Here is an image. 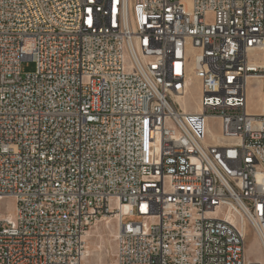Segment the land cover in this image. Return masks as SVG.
Listing matches in <instances>:
<instances>
[{"label": "built area", "instance_id": "obj_1", "mask_svg": "<svg viewBox=\"0 0 264 264\" xmlns=\"http://www.w3.org/2000/svg\"><path fill=\"white\" fill-rule=\"evenodd\" d=\"M257 58L264 0H0V264H264Z\"/></svg>", "mask_w": 264, "mask_h": 264}, {"label": "rangeland", "instance_id": "obj_2", "mask_svg": "<svg viewBox=\"0 0 264 264\" xmlns=\"http://www.w3.org/2000/svg\"><path fill=\"white\" fill-rule=\"evenodd\" d=\"M35 69H36V65L34 61L26 60L22 62V72L24 74L33 73ZM197 85H198V81L194 77L190 81V91L186 102V104L190 103L191 110H194L196 108V102L198 101L197 99L199 98V91ZM260 89L264 91V82L263 83H256L254 81L251 82V86L249 88V93H248V100L250 101L248 102V109L252 113H259L261 111V101L259 98L261 97ZM209 129L211 130L212 135L215 136L218 135V133H220L219 120L210 119ZM3 206H7V209L11 210L14 209L15 205L12 200H9L7 202H4ZM94 232H95L94 236L91 237L89 240L90 248L94 253L89 259L85 261V264H113L115 259V249H116L115 222L112 223L111 225H108L107 227H105L104 225H98V227H96ZM97 246L98 247L102 246V247L97 249ZM246 255L248 260L251 262L254 261L263 262V257L261 255L260 250L258 249V242L256 238L255 237L253 238L250 234H249V238L247 239Z\"/></svg>", "mask_w": 264, "mask_h": 264}, {"label": "bare ground", "instance_id": "obj_3", "mask_svg": "<svg viewBox=\"0 0 264 264\" xmlns=\"http://www.w3.org/2000/svg\"><path fill=\"white\" fill-rule=\"evenodd\" d=\"M256 61H257V63L259 62L263 67H264V60H262V59H259V58H257L256 59ZM194 78V75H191V77H190V81L192 80ZM190 81H189V83H190ZM256 82V83H263L264 82V76L262 77V76H253V77H251V79L249 80V87H248V93H249V88H250V86H251V82ZM192 83V82H191ZM194 83V82H193ZM195 84V83H194ZM195 86V85H194ZM197 87H198V91H199V84L197 85ZM261 90V89H260ZM189 91H190V87H189ZM189 91H188V93H181V100L182 101H184V103H185V105H187L186 104V102H187V97H188V95H189ZM196 91V90H195ZM260 93V92H259ZM258 95H260V94H258ZM200 96V95H199ZM260 98V101H261V111H262V107H263V100H264V91H262L261 90V97H259ZM258 98V99H259ZM198 101L196 102V108L194 109V110H199L200 109V104H199V98L197 99ZM248 102H250L248 99H247V105H248ZM261 111L259 112V113H254V114H260L261 113ZM251 112V111H250ZM209 132H210V134L212 135V132H211V130L209 129ZM215 136V135H214ZM216 137V136H215ZM118 221H119V217H114V218H112V217H106V218H104V219H102L99 223H97V224H95L92 228H91V230L88 232V235H87V238H86V245H87V255H86V257L84 258V263H85V261L87 260V259H89L91 256H92V254L94 253L92 250H91V248H90V244H89V240H90V238L91 237H93L94 236V234H95V229H96V227H98V225H104L105 227H107L108 225H111L112 223H114L115 222V224H116V235H115V238H116V236H117V232H118ZM99 236V235H98ZM116 240V239H115ZM257 240V239H256ZM258 242V241H257ZM116 244V243H115ZM102 247V246H101ZM101 247H98L97 246V249L98 248H101ZM116 248H117V244H116ZM106 249V248H105ZM115 254H116V249H115Z\"/></svg>", "mask_w": 264, "mask_h": 264}]
</instances>
